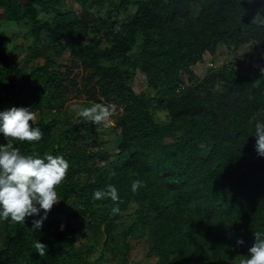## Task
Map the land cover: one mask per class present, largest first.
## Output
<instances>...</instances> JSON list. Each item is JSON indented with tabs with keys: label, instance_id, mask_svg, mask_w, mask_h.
Listing matches in <instances>:
<instances>
[{
	"label": "trees",
	"instance_id": "obj_1",
	"mask_svg": "<svg viewBox=\"0 0 264 264\" xmlns=\"http://www.w3.org/2000/svg\"><path fill=\"white\" fill-rule=\"evenodd\" d=\"M261 7L264 0H0V18L27 26L29 56L43 61L26 72L0 39V111L32 107L44 133L14 146L70 164L39 231L32 221L43 210L25 225L0 221V264L244 258L254 233H264V157L249 124L264 121ZM221 45L234 59L197 76L195 65ZM138 69L147 80L140 93ZM73 99L114 103L119 139L104 143L98 125L77 123ZM136 179L146 186L133 193ZM108 185L123 201L117 215L111 199H92ZM38 240L48 246L43 257Z\"/></svg>",
	"mask_w": 264,
	"mask_h": 264
},
{
	"label": "clouds",
	"instance_id": "obj_2",
	"mask_svg": "<svg viewBox=\"0 0 264 264\" xmlns=\"http://www.w3.org/2000/svg\"><path fill=\"white\" fill-rule=\"evenodd\" d=\"M116 31H119L118 25ZM32 109L13 106L0 111V133L7 140L6 144H0V221L25 225L27 217L43 210L44 215L32 221L31 230L36 232L42 228L48 212L61 200L56 189L66 180L70 164L63 155L49 152H45L43 156L38 153L25 154L14 146L16 143L39 142L43 138L42 130L34 126L37 115ZM70 110L75 114L77 123L84 121L104 128L115 126L111 119L117 112L114 103H92L86 107L74 103ZM249 124L254 126L257 155L264 157V121L255 120L253 124V119H250ZM145 186V181L133 180L131 191L136 193ZM106 198L113 202L111 214H119V205L123 201L114 186L108 185L107 190H97L92 196L93 201ZM254 234L255 242L238 264H264V233L256 231ZM237 243L243 244V240H238ZM33 247L40 257L47 254L48 246L39 240L33 243Z\"/></svg>",
	"mask_w": 264,
	"mask_h": 264
},
{
	"label": "rangeland",
	"instance_id": "obj_3",
	"mask_svg": "<svg viewBox=\"0 0 264 264\" xmlns=\"http://www.w3.org/2000/svg\"><path fill=\"white\" fill-rule=\"evenodd\" d=\"M74 9L80 11V5L73 3ZM4 13V9H0V14ZM258 17L259 21H264V7L259 8L258 10ZM3 18H0V39L4 43V52H13L18 60L21 63V67L26 71L29 72L30 68L32 66H35L37 63L43 62L42 59L30 57V53H34L36 50L34 46L32 45L31 38L27 39L25 37V34L27 32V26L24 24H18L15 22H6L2 20ZM247 49L245 47L240 50L241 52L246 51ZM235 51L233 47H228L225 45H221L218 48V51L216 55L212 56L210 54H207L205 57L204 62H200L194 67V71L197 76L204 77L207 73V71L210 70V68L214 67H220L225 63H228L234 59ZM52 68H61V67H55ZM62 69V68H61ZM134 83V89L137 93H140L147 88V80L145 77V74L141 70H137L135 77L133 78ZM76 103V100L73 99L68 103V109L71 111V106ZM81 106L82 103H80ZM163 113V112H162ZM112 119V118H111ZM113 120V119H112ZM114 121V120H113ZM115 122L114 127L104 128L102 126H99V129L97 131V136L101 141L108 142V141H116L119 139V131L120 126L119 124ZM110 152V157L114 156L115 154V148L110 147V145L104 144L103 147H107ZM58 195H60V192H58ZM85 241V240H84ZM99 254V251L96 252L94 257H96ZM140 259V260H139ZM140 264H156V259H152L151 261L143 260V253L139 254L138 258ZM143 260V261H142ZM100 264H117L116 261H105L102 260ZM232 264H238L236 261L232 262Z\"/></svg>",
	"mask_w": 264,
	"mask_h": 264
}]
</instances>
